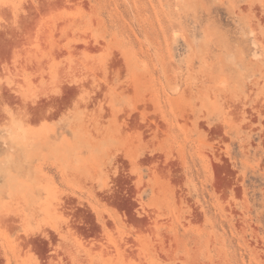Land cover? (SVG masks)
Here are the masks:
<instances>
[{
  "label": "rangeland",
  "instance_id": "1",
  "mask_svg": "<svg viewBox=\"0 0 264 264\" xmlns=\"http://www.w3.org/2000/svg\"><path fill=\"white\" fill-rule=\"evenodd\" d=\"M0 264H264V0H0Z\"/></svg>",
  "mask_w": 264,
  "mask_h": 264
}]
</instances>
